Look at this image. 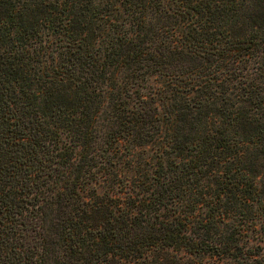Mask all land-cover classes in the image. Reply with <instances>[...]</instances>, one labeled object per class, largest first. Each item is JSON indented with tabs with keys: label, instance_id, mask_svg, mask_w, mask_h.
I'll return each mask as SVG.
<instances>
[{
	"label": "trees",
	"instance_id": "16d2710c",
	"mask_svg": "<svg viewBox=\"0 0 264 264\" xmlns=\"http://www.w3.org/2000/svg\"><path fill=\"white\" fill-rule=\"evenodd\" d=\"M263 233L264 0H0V264H246Z\"/></svg>",
	"mask_w": 264,
	"mask_h": 264
},
{
	"label": "rangeland",
	"instance_id": "374dc122",
	"mask_svg": "<svg viewBox=\"0 0 264 264\" xmlns=\"http://www.w3.org/2000/svg\"><path fill=\"white\" fill-rule=\"evenodd\" d=\"M263 238H264V233L262 234ZM259 253V256L256 259H251L248 261V263L246 264H264V240L261 241V244L259 246V248H257ZM227 264H233V263H227Z\"/></svg>",
	"mask_w": 264,
	"mask_h": 264
}]
</instances>
